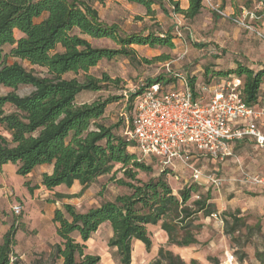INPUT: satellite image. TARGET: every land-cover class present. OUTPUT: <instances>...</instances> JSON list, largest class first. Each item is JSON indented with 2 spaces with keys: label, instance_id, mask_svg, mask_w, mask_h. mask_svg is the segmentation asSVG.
Segmentation results:
<instances>
[{
  "label": "trees",
  "instance_id": "16d2710c",
  "mask_svg": "<svg viewBox=\"0 0 264 264\" xmlns=\"http://www.w3.org/2000/svg\"><path fill=\"white\" fill-rule=\"evenodd\" d=\"M145 9L146 16H155L154 5L166 3L173 13L192 20L203 10L204 0H187L188 9L181 10L173 0H122ZM100 0H0V87L11 92L0 94V169L11 164L17 166L15 175L26 177L39 167L50 165V174H43L40 185L53 190L71 188L75 182L83 189L98 178L110 175L115 187L126 193L88 211L81 212L70 204H63L53 212L52 222L59 242L52 247L51 257L60 264H99L97 255L85 253V243L100 226L108 223L112 236L107 246L114 252L119 264H131L133 243H141L146 252L151 250L147 227L158 226L167 236V244L178 248L196 245L200 225L195 221L199 214L205 218L218 215L211 190L200 191L204 185L196 182L185 186L177 195L173 193L166 176L172 171L159 170L158 176L142 182L139 173H152V164L139 161L136 144L126 141L125 135L115 132L116 126L103 122L107 106L121 96L107 97L90 103H78L82 93L99 92L105 85H117L103 75L97 80L87 75L89 69L102 60L116 57L128 60L137 58L131 46L174 49L170 33L145 36H121L118 27L104 25L93 5ZM263 3L264 0H257ZM251 1L245 3L248 9ZM15 32L20 34L15 38ZM107 39L117 43L116 50L95 48L90 41ZM4 47H10L7 54ZM14 60L9 64V60ZM161 55L156 62H168ZM150 64L153 61L140 60ZM43 71L41 75L26 71L21 63ZM209 71L206 72L208 74ZM84 74L83 80L66 75ZM218 81L238 78L242 80V95L249 107L261 106L264 87V69L254 71L237 64L234 70L215 72ZM163 76L147 81L128 96L127 111L132 118L134 97L153 83H172ZM194 89L195 79L189 80ZM31 87L29 95L19 96V87ZM122 174L118 178L119 174ZM38 185L25 184L29 194ZM195 196L194 200L191 198ZM64 197L63 195L58 198ZM226 233L238 242L235 233L245 229L251 233L240 212L220 213ZM255 228L260 229L257 225ZM0 243V264H10L15 246V229L12 226L3 234ZM79 239V241L77 240ZM264 264V251L255 254ZM151 264H187L171 251L159 248ZM189 264H198L191 261Z\"/></svg>",
  "mask_w": 264,
  "mask_h": 264
},
{
  "label": "rangeland",
  "instance_id": "374dc122",
  "mask_svg": "<svg viewBox=\"0 0 264 264\" xmlns=\"http://www.w3.org/2000/svg\"><path fill=\"white\" fill-rule=\"evenodd\" d=\"M249 0H210V5L221 10L225 17L216 13L209 4L204 2L202 13L193 20H185L181 15L173 13L166 3L160 8L154 5L153 19L146 16L145 9L122 0H100L93 5L104 25L117 26L121 36L148 33L161 35L170 33L174 38V49H150L149 47L131 46L137 54L134 60L124 57L107 61L102 60L97 66L89 69L88 76L97 80L103 75L110 80H118L117 85H105L99 92L82 93L77 96L78 103H90L107 97L122 98L109 104L104 112L103 122L108 126H116L115 132L124 135L129 131L130 120L127 111L128 101L125 96L131 95L147 81L157 77H168L164 62L154 59L165 55L169 57L170 70L181 73L188 80L192 78L199 84L215 85L219 81L213 76L215 72L234 70L237 64L251 68L254 71L264 69V6L257 0H251L247 9L245 2ZM249 13V14H248ZM252 13V15H250ZM249 24L252 30H246L234 21ZM257 34L263 36L260 38ZM20 34L15 32V38ZM95 48L116 50L117 43L111 40L88 39ZM10 47H4L7 54ZM153 61L145 64L140 60ZM14 60L10 59L9 64ZM26 71L41 75L42 70L27 63H21ZM209 71L208 74L206 72ZM84 74L66 75L71 79H84ZM32 91L31 87H19L15 92L19 96H26ZM11 92L0 87V94ZM0 133L7 136L0 127ZM235 157L217 165L210 159H194L192 166L203 168L207 172L219 170L215 174L222 179V186L218 189L205 184L200 191L211 190V197L215 203L218 215L205 218L199 214L194 225H200L196 234L197 244L190 247L178 248L167 244V236L158 226L147 227L151 239V250L146 252L144 246L133 243L131 264H151L159 248L169 250L187 264L197 261L198 264H260L255 254L264 251V186L251 183L249 178L258 176L264 181V151L255 146L239 148L234 151ZM17 166L7 164L0 169V243L3 234L12 226L15 229V246L10 257V264H60L51 257L52 247L59 242L52 222V210L61 209L63 203L70 204L78 211L85 212L98 207L106 201L112 200L120 194L126 193L124 188H118L109 181L110 175L98 178L87 189L76 183L74 189L64 186L57 190L36 189L32 195L25 188V184L36 186L40 183L41 174L49 167L35 168L29 176L15 175ZM161 168L158 161L152 164V173H139L137 178L147 182L159 175ZM171 171L170 169H167ZM174 171V172H173ZM172 173L166 176L173 193L177 195L185 186L194 184L189 178V172L178 165ZM181 174L182 179L174 180V176ZM121 173L118 178L121 177ZM184 179H188L184 184ZM63 195L64 197L58 198ZM195 196L191 198L194 200ZM21 206V213L15 215L13 208ZM224 211H238L245 218L248 227L254 228L251 233L242 229L235 233L238 242H233L226 233V228L220 213ZM259 226L260 229L255 228ZM112 236L109 224L99 227L90 240L85 243V253L97 255L99 264H119L114 252L107 246ZM79 241V239L77 238Z\"/></svg>",
  "mask_w": 264,
  "mask_h": 264
},
{
  "label": "built area",
  "instance_id": "2783aa9c",
  "mask_svg": "<svg viewBox=\"0 0 264 264\" xmlns=\"http://www.w3.org/2000/svg\"><path fill=\"white\" fill-rule=\"evenodd\" d=\"M204 2L210 5V0ZM212 8L225 17L221 10ZM231 21L252 30L249 24L236 19ZM163 66L167 69L168 78L175 84L178 82L180 88L167 89L164 83H153L136 95L131 129L124 134L126 141L136 144L139 161L156 159L162 171H173L180 165L188 170L193 182L199 183L203 179L205 184L219 189L223 185L222 179L215 174L219 170L207 172L191 163L199 158L221 165L234 158L237 143L245 141L254 142L257 148L264 149V133L259 124L264 122V87L261 91L262 105L249 107L243 99L242 80L238 78L192 89L186 76L169 69L170 62H164ZM124 98L128 101L127 96ZM180 175H175L174 180L182 179ZM249 180L264 186V181L258 176ZM13 211L19 215L21 206H15Z\"/></svg>",
  "mask_w": 264,
  "mask_h": 264
},
{
  "label": "crops",
  "instance_id": "0c3cea01",
  "mask_svg": "<svg viewBox=\"0 0 264 264\" xmlns=\"http://www.w3.org/2000/svg\"><path fill=\"white\" fill-rule=\"evenodd\" d=\"M178 2V4H179V8L181 9V10H187L188 9V1L187 0H173V2ZM249 1H251V0H249ZM246 3V2H245ZM244 3V4H245ZM203 11V10H202ZM202 13V12H201ZM200 13V14H201ZM199 14V15H200ZM198 15V16H199ZM181 17H183V16H181ZM196 18V17H195ZM186 20V19H185ZM193 20V19H192ZM174 42V41H173ZM169 62V61H168ZM166 80H169V78L168 77H164ZM192 78V77H191ZM188 82H189V80H188ZM220 82V81H219ZM218 82V83H219ZM165 85H166V87H167V89H172V88H180V86H179V84H178V82L175 84V82H172V83H170V84H167V83H164ZM200 85H207V84H205V83H201V84H199V83H197L196 81H195V83H194V87L195 88H197L198 86H200ZM260 124V129H261V131L264 133V122H261V123H259ZM248 145H250V146H255V143L254 142H250V141H245V142H241V143H237V145H236V147H235V150H237V149H239V148H243V147H247ZM256 147V146H255ZM257 148V147H256ZM257 149H259V148H257ZM261 151H264V149H260ZM49 167V170H47L46 172H43L42 174H41V177H42V175L43 174H50L51 173V171H52V166H50V165H45V166H39V167ZM38 168V167H37ZM16 172V171H15ZM19 176V175H18ZM21 177V176H20ZM40 181H41V178H40ZM187 182H188V179H184V184H187ZM76 183L78 184V182H75L74 184H73V186L71 187V188H67V189H74V186L76 185ZM198 184H200V185H205V181L203 180V179H201L200 180V182L198 183ZM40 185V183L38 184V186ZM79 185V184H78ZM39 187H41V186H39ZM62 187V186H61ZM61 187H57V188H55V190H57V189H61ZM43 188V187H42ZM27 190V189H26ZM46 190V189H45ZM54 190V189H53ZM63 198V197H62ZM63 204H66V203H63ZM63 206V205H62ZM57 209H59V208H57ZM56 209H54V210H52V215H51V219H52V216H53V212L55 211Z\"/></svg>",
  "mask_w": 264,
  "mask_h": 264
}]
</instances>
